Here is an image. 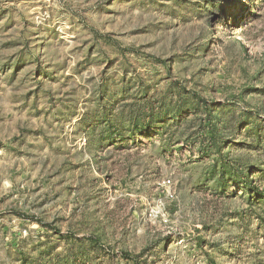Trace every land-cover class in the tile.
<instances>
[{
	"label": "rangeland",
	"instance_id": "obj_1",
	"mask_svg": "<svg viewBox=\"0 0 264 264\" xmlns=\"http://www.w3.org/2000/svg\"><path fill=\"white\" fill-rule=\"evenodd\" d=\"M0 264H264V0H0Z\"/></svg>",
	"mask_w": 264,
	"mask_h": 264
}]
</instances>
